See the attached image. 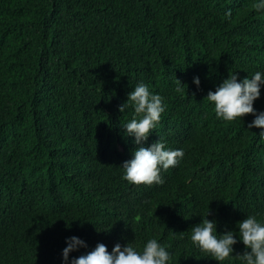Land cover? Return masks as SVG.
<instances>
[{
    "label": "trees",
    "instance_id": "obj_1",
    "mask_svg": "<svg viewBox=\"0 0 264 264\" xmlns=\"http://www.w3.org/2000/svg\"><path fill=\"white\" fill-rule=\"evenodd\" d=\"M225 239L264 264V0H0V264Z\"/></svg>",
    "mask_w": 264,
    "mask_h": 264
},
{
    "label": "clouds",
    "instance_id": "obj_2",
    "mask_svg": "<svg viewBox=\"0 0 264 264\" xmlns=\"http://www.w3.org/2000/svg\"><path fill=\"white\" fill-rule=\"evenodd\" d=\"M221 244L225 245L220 251H215L213 248H211L210 251L207 252V255H209V258L213 262H215L216 264H222L224 261L229 262L235 259L233 255H236L237 257L244 259V264H250L248 257L234 248V242L230 241L229 239L228 241L225 239L216 246H219Z\"/></svg>",
    "mask_w": 264,
    "mask_h": 264
}]
</instances>
